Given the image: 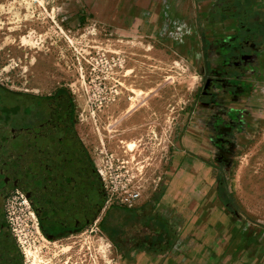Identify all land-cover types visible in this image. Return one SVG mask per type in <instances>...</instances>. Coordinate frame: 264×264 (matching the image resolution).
<instances>
[{
    "label": "rangeland",
    "instance_id": "rangeland-1",
    "mask_svg": "<svg viewBox=\"0 0 264 264\" xmlns=\"http://www.w3.org/2000/svg\"><path fill=\"white\" fill-rule=\"evenodd\" d=\"M181 1H171L173 13L162 17L153 15L163 2L157 1L145 23L128 25L87 12L84 0H0V126L45 122L48 108L34 97L65 90L71 120L111 198L95 223L78 229L10 206L8 224L26 264H134L130 243L115 242L102 228L106 211L145 206L150 216L162 212L160 203L177 201L170 210L179 217L178 205L202 182L222 186L232 213L264 223V112L231 151L218 149L221 158L202 161L212 169L203 181L180 174L197 166L180 157L194 153L187 136L203 100L195 49H180L174 11Z\"/></svg>",
    "mask_w": 264,
    "mask_h": 264
},
{
    "label": "crops",
    "instance_id": "crops-1",
    "mask_svg": "<svg viewBox=\"0 0 264 264\" xmlns=\"http://www.w3.org/2000/svg\"><path fill=\"white\" fill-rule=\"evenodd\" d=\"M95 1L84 0L87 12L101 19L112 16L111 21L115 19L120 24L130 21L128 25H140L145 23L146 11L158 6L157 1L163 2L155 11L158 14L153 15L162 17L171 9L173 0H145L146 6H142V0H102L103 4ZM236 1L183 0L182 6L174 11L179 17L180 49H195L203 73L200 95L203 100L191 136H187L186 149L193 147L194 153L180 157L183 162L194 160L197 166H185L181 176H198L203 181L212 169L206 168L202 161L221 158L218 149L231 151L237 139L249 133L264 112V0H244L243 13L235 11ZM172 11L173 8L168 13ZM158 19L150 22L156 25ZM167 25L172 28L170 23ZM188 32L194 34L189 36ZM216 191L220 193L219 199L210 198L209 193L214 195ZM187 193H193V198L178 205L182 212L178 211L179 217L174 218L170 210L177 201L172 205L160 203L163 209L156 218L167 227V238L163 240L167 244L162 249L122 242L130 243L132 248L127 249L137 258L134 264H264V223L232 213L222 186L202 182ZM185 215L187 222L183 223L181 218ZM135 228L129 230L122 225L120 231L127 235L135 232Z\"/></svg>",
    "mask_w": 264,
    "mask_h": 264
},
{
    "label": "water",
    "instance_id": "water-1",
    "mask_svg": "<svg viewBox=\"0 0 264 264\" xmlns=\"http://www.w3.org/2000/svg\"><path fill=\"white\" fill-rule=\"evenodd\" d=\"M50 117L23 128L0 126V264H26L8 224L7 196L15 189L42 219L75 229L93 224L107 192L64 97L48 101Z\"/></svg>",
    "mask_w": 264,
    "mask_h": 264
},
{
    "label": "trees",
    "instance_id": "trees-1",
    "mask_svg": "<svg viewBox=\"0 0 264 264\" xmlns=\"http://www.w3.org/2000/svg\"><path fill=\"white\" fill-rule=\"evenodd\" d=\"M239 7L244 5V0H240ZM157 215L147 214L145 206L124 208L111 206L104 215L101 226L111 238L118 243L131 242L134 246L145 248H158L167 243L163 240L167 238V227L161 219L156 218ZM42 220V219H41ZM126 229L135 228V232L131 234H122L121 226Z\"/></svg>",
    "mask_w": 264,
    "mask_h": 264
},
{
    "label": "built area",
    "instance_id": "built-area-1",
    "mask_svg": "<svg viewBox=\"0 0 264 264\" xmlns=\"http://www.w3.org/2000/svg\"><path fill=\"white\" fill-rule=\"evenodd\" d=\"M111 200L109 194L107 193V202H109ZM20 204L23 206V208H25L26 210H29L32 208L29 200L27 199V197L18 189H15L14 191H12L6 198V203H5V210H6V217H7V221L8 223L11 222L10 219V215L9 213L10 210V206L14 205V204Z\"/></svg>",
    "mask_w": 264,
    "mask_h": 264
},
{
    "label": "flooded vegetation",
    "instance_id": "flooded-vegetation-1",
    "mask_svg": "<svg viewBox=\"0 0 264 264\" xmlns=\"http://www.w3.org/2000/svg\"><path fill=\"white\" fill-rule=\"evenodd\" d=\"M67 93L65 92V90H59L58 93H56L55 95H53L52 97H49V98H37V97H34L36 98L37 100H39L41 103H44L46 104L47 108H48V111H47V119L50 117V113H51V107L49 106L48 104V101L52 98H58V97H64L66 100L69 101V98L67 97ZM31 97V96H29ZM70 107H71V103H70Z\"/></svg>",
    "mask_w": 264,
    "mask_h": 264
}]
</instances>
